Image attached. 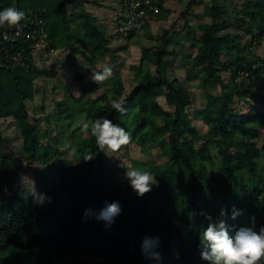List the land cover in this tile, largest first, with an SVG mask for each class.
<instances>
[{"label":"trees","instance_id":"1","mask_svg":"<svg viewBox=\"0 0 264 264\" xmlns=\"http://www.w3.org/2000/svg\"><path fill=\"white\" fill-rule=\"evenodd\" d=\"M71 1L81 7V0H0V10L12 6L25 15L40 14L46 49L67 45L72 56L82 51L87 63L94 64L111 50L114 36L86 9L70 11ZM132 1L140 2L135 11H143L144 21L131 28L129 38L148 27V18L169 12L162 8L164 0ZM232 3H204L202 19L193 29L188 16L199 0H187L179 12L185 34H169L166 27L155 47L143 46L138 65L131 66L133 85L125 93L120 76L95 97L92 82L88 91L60 101L73 107L71 113L63 114L61 108L38 116L35 85L44 69L37 62L0 65V264H143L146 237L159 238L153 250L160 259L151 258L149 264H211L201 258L207 250L201 236L209 216L225 220L232 235L240 227L259 231L264 226V169L259 164L264 153V57H247L264 39V0H243L228 10ZM69 16L76 18L74 28ZM77 32L91 43L90 54L85 43L79 49L73 40ZM178 38L191 40L196 49L186 78L203 87L215 82L221 87L217 94L205 93L200 108L204 132L188 112L194 93L168 75L177 52L166 47L178 45ZM24 46L27 52L28 43ZM226 70L230 78L225 82ZM112 99L125 101L124 115L111 107ZM242 100L246 110L235 106ZM6 118L16 127L20 156L6 147L1 129ZM101 118L124 127L145 160L132 158L125 167L106 159L90 129L83 127ZM42 121H53L55 132ZM51 137L60 145L52 144ZM89 154L93 158L85 160ZM53 155L58 156L57 170ZM23 160L39 163L38 192L50 198L42 205L34 202L32 188L21 183ZM132 168L150 172L157 181L142 197L129 180L119 181L118 174ZM114 201L121 214L109 226L96 216ZM233 206L241 210L235 219ZM221 209L228 215L221 216Z\"/></svg>","mask_w":264,"mask_h":264},{"label":"rangeland","instance_id":"2","mask_svg":"<svg viewBox=\"0 0 264 264\" xmlns=\"http://www.w3.org/2000/svg\"><path fill=\"white\" fill-rule=\"evenodd\" d=\"M209 1L210 0H199V4L191 10V13H189L188 24L193 29L196 28L197 22L202 19L201 13L204 8V3ZM233 1L235 3L226 7L228 10H230L232 6L238 7L239 2H242L243 0ZM129 3L130 0H81L80 3H78L81 4V9L77 7L76 2L71 1L68 3L70 11L86 9L91 14L98 17L99 22L106 29L107 34L114 36L109 43L111 50L96 63L88 64L85 57H83L84 54L82 51H79L76 55L72 56L67 45L53 51H49V49L46 50L45 47L39 48L37 50L38 53L36 55V62L44 69V71L36 80L35 85V98L33 103L37 106L38 116L42 117L45 115L55 114V112L61 108H64L62 111L63 114L71 113L73 111V107H68V105L65 107L64 104L60 103V101L63 100V98H70V95H79L84 89L88 91L90 89V84L93 82L91 79L93 72L102 71L105 67H110L112 69V75L102 84L96 83L91 91V96L95 97L102 94L104 90L115 83L117 76L121 77L125 85V93L128 88L133 85L131 66L138 65V60L143 46L155 47V45L158 44V38L162 33L163 28L166 27L169 28V34H172L173 31L185 34L186 29L183 25L185 19L179 18V12L186 6L187 0H164L162 2V8L168 10L169 12L164 17L155 19L148 18V27L142 32L132 35L130 38L128 37V34L131 31L130 24L123 29L120 27V22L122 23L123 21V17L121 16L124 15L122 13L128 7ZM232 14L235 15L236 12L234 11ZM69 18L72 28H74L75 23L77 22L76 18L73 16H69ZM73 40L79 49H82L85 43L86 54L91 53L89 50V45L91 46V43L89 41H85L81 34L79 36V32L76 33ZM178 42H180L178 45L169 44L166 47L168 50L173 49L177 52V61H175L172 70H169L168 75L170 77H178L188 87V89L194 93V103L188 109V112L190 113L196 126L204 132L205 127L200 108L205 104V93L209 91L217 94L221 91V87L218 82L211 83L206 87H203L199 85V81L197 79L188 80L186 78L187 68L192 67L190 58L194 55L196 49L192 45V41L187 38H181ZM257 56L264 57V39L251 54L247 55L249 58H255ZM223 78L225 82L230 78V70H226V72L223 73ZM159 102L164 104L162 97L159 98ZM235 106H237L238 109L246 110L248 105L247 102L242 100L238 101ZM53 121H50L49 123L42 121L43 127L52 133L55 132ZM1 129L6 136L7 149L13 152L14 155L18 156L20 154V141L17 137V130L13 121L10 118L1 119ZM51 136H53V134ZM50 142L58 146L60 145L58 141H55L54 137L50 138ZM201 142L202 140H200L199 143ZM126 149V151L119 150L115 153L104 151V155L106 156V159L116 161L118 165L125 167L130 166L132 158L145 160V154L142 153L140 148L135 144L131 143ZM64 152L62 154H64ZM123 153L127 155H123ZM51 160L53 166L52 168H56L57 170L58 156L53 155ZM259 164L261 168L264 169V153L259 159ZM38 165V162L23 160L20 174L21 183L24 187L31 189L34 185L37 191H39L37 179L39 171ZM118 178L119 181L122 182L123 180H129L126 177V171L120 172L118 174ZM150 259V255L145 253V260L143 264H147Z\"/></svg>","mask_w":264,"mask_h":264},{"label":"clouds","instance_id":"3","mask_svg":"<svg viewBox=\"0 0 264 264\" xmlns=\"http://www.w3.org/2000/svg\"><path fill=\"white\" fill-rule=\"evenodd\" d=\"M25 19L24 11L9 6L0 10V27L7 25L8 27L18 28L22 20ZM112 75V69L105 67L102 71L93 72L91 79L97 84H102ZM123 99H112L111 107L121 115L127 112ZM85 130H89L91 135L95 137L96 144L101 151L118 152L122 147L130 144L132 140L131 134L110 119H96L90 123L83 125ZM93 154L85 156V160H91ZM126 177L130 181L131 188L136 192L137 196H144L151 191L152 185L157 181L148 171L136 168L127 169ZM34 202L43 204L45 200L50 198L45 194L37 191L35 186L31 190ZM89 214V210H85V217ZM121 214V206L119 202L106 203L99 214L96 216L98 220H103L109 226L114 222L115 218ZM241 214V210L233 206L231 218L235 219ZM221 216H227L226 209H221ZM210 223L203 231L201 239L206 244V249L201 253V258L210 261L211 264H261L264 261V226L259 231L254 227H240L234 235L230 234L225 220L212 221L208 217ZM159 246L158 237H146L142 242V250L150 255L153 259H160V253L153 249Z\"/></svg>","mask_w":264,"mask_h":264},{"label":"built area","instance_id":"4","mask_svg":"<svg viewBox=\"0 0 264 264\" xmlns=\"http://www.w3.org/2000/svg\"><path fill=\"white\" fill-rule=\"evenodd\" d=\"M140 5L139 1H132L123 11V17L120 27L125 28L128 24L132 27H140L144 21L143 11L136 12L135 9ZM132 19V20H131ZM124 26V27H123ZM0 40V65H8V63L17 64L19 66L29 67L36 63V55L39 48L48 47L47 35L43 28V19L40 14L29 13L25 15V19L21 21L18 28L1 27ZM28 39L30 42H28ZM28 43L27 52L24 45ZM47 50V49H46ZM54 49L50 48L49 51ZM30 57L34 58V62L28 61ZM10 61V62H9Z\"/></svg>","mask_w":264,"mask_h":264}]
</instances>
